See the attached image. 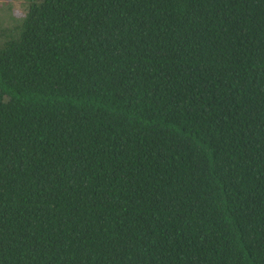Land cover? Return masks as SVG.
<instances>
[{"label":"trees","instance_id":"obj_1","mask_svg":"<svg viewBox=\"0 0 264 264\" xmlns=\"http://www.w3.org/2000/svg\"><path fill=\"white\" fill-rule=\"evenodd\" d=\"M0 8V264H264V0Z\"/></svg>","mask_w":264,"mask_h":264},{"label":"rangeland","instance_id":"obj_2","mask_svg":"<svg viewBox=\"0 0 264 264\" xmlns=\"http://www.w3.org/2000/svg\"><path fill=\"white\" fill-rule=\"evenodd\" d=\"M3 4L10 5L11 12L15 17L21 16L24 11L20 0H0V8Z\"/></svg>","mask_w":264,"mask_h":264}]
</instances>
